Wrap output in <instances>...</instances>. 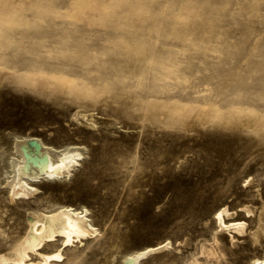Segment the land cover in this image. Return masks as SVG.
I'll return each mask as SVG.
<instances>
[{"label": "rangeland", "instance_id": "374dc122", "mask_svg": "<svg viewBox=\"0 0 264 264\" xmlns=\"http://www.w3.org/2000/svg\"><path fill=\"white\" fill-rule=\"evenodd\" d=\"M70 2L60 0L58 7ZM215 2L222 10L212 18L205 43L219 45L238 91L253 98L264 95V4L257 3L253 17L244 19L229 15L233 0ZM165 43L171 42L161 40ZM24 58L21 53L6 67ZM211 63L206 61L205 67ZM200 72L195 65L186 68L187 82L172 96L199 104V93L212 79ZM241 101L226 120L217 117L221 128H203L195 110L167 126L158 122V113L143 111L134 97L123 94L97 103L38 100L17 92L11 71L0 68V249L9 246L10 233L22 228L31 209L68 204L86 207L98 233L69 245L61 264H118L125 253L166 240L170 248L140 264H191L193 259L212 264V252L215 264H252L264 257V239L231 238L217 232L212 219L217 208L227 205L234 211L232 219L252 227L254 215L246 217L240 207L256 211L264 206V117L244 97ZM19 136L37 138L43 144L40 151L67 144L84 147V161L70 181H42L37 199L11 202L4 147Z\"/></svg>", "mask_w": 264, "mask_h": 264}, {"label": "clouds", "instance_id": "9594fccd", "mask_svg": "<svg viewBox=\"0 0 264 264\" xmlns=\"http://www.w3.org/2000/svg\"><path fill=\"white\" fill-rule=\"evenodd\" d=\"M233 2L229 15L244 19L253 17L257 3L264 4ZM59 3L0 0V68L11 71L17 92L70 104L123 94L143 111L158 113V122L167 126L195 110L203 128H221L217 117L226 120L242 97L264 117V95L238 91L219 45L205 43L212 18L222 10L215 0H71L63 8ZM21 53L25 58L8 69ZM206 61L212 62L207 68ZM193 65L212 78L199 93V104L172 96Z\"/></svg>", "mask_w": 264, "mask_h": 264}, {"label": "bare ground", "instance_id": "6f19581e", "mask_svg": "<svg viewBox=\"0 0 264 264\" xmlns=\"http://www.w3.org/2000/svg\"><path fill=\"white\" fill-rule=\"evenodd\" d=\"M87 124L93 123L89 120ZM41 145L43 144L37 138L24 139L21 136L6 143L4 168L7 171L8 200L11 202H30L37 199L38 185L42 181H70L71 175L84 161V147L67 144L61 149H56L50 145L51 147H43L44 151H40ZM244 181L250 184L252 179ZM240 208L246 217L254 215L255 224L252 227L245 221L232 219L234 211L231 212L227 205H222L212 217L215 230L230 233L231 238L246 235L252 243L264 239V206L258 207L256 211L249 205ZM89 215L86 207L78 209L68 204L31 209L29 214L24 215L22 228L10 233L12 240L9 246L0 249V252H4L0 255V264H61L69 245L71 247L83 243L97 235L98 228ZM215 240L214 238V242ZM170 247L171 242L167 240L146 246L120 256L118 264H140L151 255ZM49 248L53 249L47 251ZM208 256L212 257L211 263L215 264L216 253H208ZM191 264L197 262L193 259ZM252 264H264V257L252 259Z\"/></svg>", "mask_w": 264, "mask_h": 264}]
</instances>
